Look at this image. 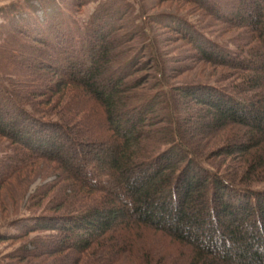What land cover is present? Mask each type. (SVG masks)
I'll return each instance as SVG.
<instances>
[{
	"label": "trees",
	"instance_id": "16d2710c",
	"mask_svg": "<svg viewBox=\"0 0 264 264\" xmlns=\"http://www.w3.org/2000/svg\"><path fill=\"white\" fill-rule=\"evenodd\" d=\"M36 1L1 28L0 189L43 182L14 264H264V0H169L201 25L152 37L126 0Z\"/></svg>",
	"mask_w": 264,
	"mask_h": 264
},
{
	"label": "rangeland",
	"instance_id": "374dc122",
	"mask_svg": "<svg viewBox=\"0 0 264 264\" xmlns=\"http://www.w3.org/2000/svg\"><path fill=\"white\" fill-rule=\"evenodd\" d=\"M25 0H0V47L5 45L4 37L1 34V28L3 24L7 23L8 18L18 19V12L10 9L17 2H22ZM66 4L67 0H62ZM129 5L133 6L134 14L133 19L136 20V24L140 25L143 28L148 29V34L152 37L153 32L148 25L150 21H157L156 19H160L162 21V17L166 14H178L187 17L193 23L201 25V12L197 10L194 6L188 5L186 3L176 2V1H167V0H126ZM35 4H37L36 0H33ZM95 9V4L86 5L82 8V11L77 18L81 24H85L89 17L92 15ZM16 14V16L14 15ZM39 16L42 15V12L39 11ZM208 22V21H207ZM166 26V25H165ZM153 28L155 30V35L161 40L169 37V32H166L165 29L160 28L159 25L154 24ZM12 48H10L11 50ZM173 49V47H171ZM201 72V76H204ZM202 77L198 76V79ZM197 124V123H196ZM2 140H0V158L4 155L3 152H6L4 147L7 145H1ZM9 152V151H7ZM43 182L41 180H37L36 182H32L29 184L27 195L25 198L21 197L20 191L17 192L15 188L0 189V200L3 203L0 211V231L8 230L13 231L10 227L11 222L16 220L17 217H28L31 216V210L28 209V197L37 189V187L42 186ZM264 186V185H263ZM258 186V187H263ZM26 190H24L25 192ZM6 210V211H5ZM34 211V210H33ZM21 242H0V264H10V262H15L11 260L13 253L15 250H18Z\"/></svg>",
	"mask_w": 264,
	"mask_h": 264
}]
</instances>
